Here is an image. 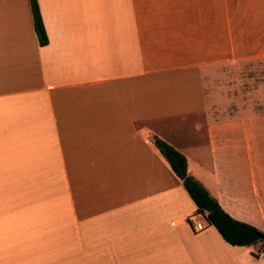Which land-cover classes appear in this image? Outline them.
<instances>
[{
  "label": "crops",
  "instance_id": "1",
  "mask_svg": "<svg viewBox=\"0 0 264 264\" xmlns=\"http://www.w3.org/2000/svg\"><path fill=\"white\" fill-rule=\"evenodd\" d=\"M235 1L37 0L40 45L30 1L0 0V264H264V243L233 246L207 224L153 143L264 233L257 126L201 81L217 52L228 66L240 54L237 11L264 22V0ZM228 152L246 153L248 193L224 176Z\"/></svg>",
  "mask_w": 264,
  "mask_h": 264
},
{
  "label": "rangeland",
  "instance_id": "2",
  "mask_svg": "<svg viewBox=\"0 0 264 264\" xmlns=\"http://www.w3.org/2000/svg\"><path fill=\"white\" fill-rule=\"evenodd\" d=\"M236 4L239 0L235 1ZM233 2V4L235 3ZM247 0H244V4ZM231 10L234 8L231 7ZM237 11V8H236ZM244 21L232 24L233 46L239 55H235V62L232 66L224 64L222 57L216 56V63L213 67L202 70L201 81L204 84L205 93H209L211 88H215L221 95L228 97L232 101V111L248 114L249 126H257L258 155L264 161V56L256 55L258 47L264 39V22L255 21L254 14H259L254 10L245 7L242 12L237 11ZM239 18V17H238ZM216 38L214 46L218 51L225 41V33L218 26L215 28ZM223 32V33H222ZM213 45L211 47H213ZM189 126L195 119H189ZM202 121V120H201ZM252 137L249 134V142ZM254 137V138H256ZM222 162L231 163L227 165L224 176L232 178V183L236 186V192H249L251 176L240 164L245 159L242 153L241 159L234 156L232 152L226 153Z\"/></svg>",
  "mask_w": 264,
  "mask_h": 264
},
{
  "label": "trees",
  "instance_id": "3",
  "mask_svg": "<svg viewBox=\"0 0 264 264\" xmlns=\"http://www.w3.org/2000/svg\"><path fill=\"white\" fill-rule=\"evenodd\" d=\"M33 15V24L40 45L47 43V35L41 18L37 0H29ZM153 143L169 164L171 171L182 182L183 187L196 205V212L203 215L208 225L215 227L220 236L233 246H250L264 243V234L255 226L237 220L227 213L218 200L188 174L185 155L165 140L154 137Z\"/></svg>",
  "mask_w": 264,
  "mask_h": 264
},
{
  "label": "built area",
  "instance_id": "4",
  "mask_svg": "<svg viewBox=\"0 0 264 264\" xmlns=\"http://www.w3.org/2000/svg\"><path fill=\"white\" fill-rule=\"evenodd\" d=\"M189 223L194 231H200L204 228L201 219H199L197 215L190 216ZM255 255L258 257L264 256V245L255 253Z\"/></svg>",
  "mask_w": 264,
  "mask_h": 264
},
{
  "label": "water",
  "instance_id": "5",
  "mask_svg": "<svg viewBox=\"0 0 264 264\" xmlns=\"http://www.w3.org/2000/svg\"><path fill=\"white\" fill-rule=\"evenodd\" d=\"M261 238L264 240V234L261 235Z\"/></svg>",
  "mask_w": 264,
  "mask_h": 264
}]
</instances>
